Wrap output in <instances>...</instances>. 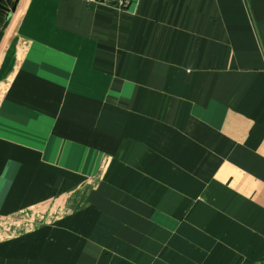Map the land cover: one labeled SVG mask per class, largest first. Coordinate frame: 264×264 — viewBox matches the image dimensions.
<instances>
[{
    "label": "crops",
    "instance_id": "obj_1",
    "mask_svg": "<svg viewBox=\"0 0 264 264\" xmlns=\"http://www.w3.org/2000/svg\"><path fill=\"white\" fill-rule=\"evenodd\" d=\"M0 214V264H264V0H0Z\"/></svg>",
    "mask_w": 264,
    "mask_h": 264
},
{
    "label": "rangeland",
    "instance_id": "obj_2",
    "mask_svg": "<svg viewBox=\"0 0 264 264\" xmlns=\"http://www.w3.org/2000/svg\"><path fill=\"white\" fill-rule=\"evenodd\" d=\"M16 214H19L18 212H16ZM16 218V217H14ZM6 220V222H5ZM13 221V220H12ZM11 221V222H12ZM17 222V221H16ZM9 223V220H8V217H3L2 214H0V229H2L4 227L5 224H8Z\"/></svg>",
    "mask_w": 264,
    "mask_h": 264
},
{
    "label": "built area",
    "instance_id": "obj_3",
    "mask_svg": "<svg viewBox=\"0 0 264 264\" xmlns=\"http://www.w3.org/2000/svg\"><path fill=\"white\" fill-rule=\"evenodd\" d=\"M85 1H88V2H105L107 0H85Z\"/></svg>",
    "mask_w": 264,
    "mask_h": 264
}]
</instances>
